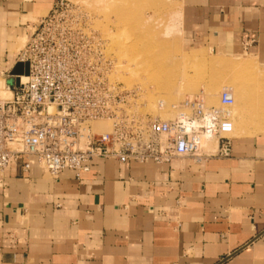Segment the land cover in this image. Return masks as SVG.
Wrapping results in <instances>:
<instances>
[{
    "label": "crops",
    "instance_id": "obj_1",
    "mask_svg": "<svg viewBox=\"0 0 264 264\" xmlns=\"http://www.w3.org/2000/svg\"><path fill=\"white\" fill-rule=\"evenodd\" d=\"M55 1L0 0V70L13 65L23 27ZM184 1L194 39L264 64V0ZM233 137L227 157L98 160L80 179L11 164L0 264H264V132Z\"/></svg>",
    "mask_w": 264,
    "mask_h": 264
},
{
    "label": "built area",
    "instance_id": "obj_2",
    "mask_svg": "<svg viewBox=\"0 0 264 264\" xmlns=\"http://www.w3.org/2000/svg\"><path fill=\"white\" fill-rule=\"evenodd\" d=\"M69 5L56 0L33 26L13 65L0 70V188L13 163L23 174L36 167L57 180L64 171L80 179L98 160L161 164L190 157L200 163L230 155L229 89L221 91L218 106L194 95L173 105L171 118L142 114L138 90L115 79L118 66L107 42L80 24ZM17 63L28 65L19 85L14 80L20 75H11ZM102 122L107 128L99 127ZM213 139L214 147L206 148L205 141Z\"/></svg>",
    "mask_w": 264,
    "mask_h": 264
},
{
    "label": "rangeland",
    "instance_id": "obj_3",
    "mask_svg": "<svg viewBox=\"0 0 264 264\" xmlns=\"http://www.w3.org/2000/svg\"><path fill=\"white\" fill-rule=\"evenodd\" d=\"M68 1V9L79 15L80 24L89 25L107 42L108 51L118 66L115 79L128 89L138 90L142 114L171 118L176 111L172 113L175 109L169 105L198 94L206 97L208 105L218 106L223 89L231 91L233 103L253 91L257 93L252 94L256 103L264 108V64L250 50L223 55L194 39L196 36L188 32V10L184 0L126 1L124 11L121 7L125 5L120 2ZM118 4L119 10H116ZM38 20L23 27L19 35H25L24 42ZM159 99L166 104L159 106ZM231 120L234 121L233 116ZM259 132L264 129L252 133L234 131L232 135ZM213 144L214 139L205 141L206 148L212 149Z\"/></svg>",
    "mask_w": 264,
    "mask_h": 264
},
{
    "label": "bare ground",
    "instance_id": "obj_4",
    "mask_svg": "<svg viewBox=\"0 0 264 264\" xmlns=\"http://www.w3.org/2000/svg\"><path fill=\"white\" fill-rule=\"evenodd\" d=\"M107 1L111 2V4H113V2L123 3L125 6L121 7V9L124 11L127 9V6H126L127 2L126 1L131 2V1H135V0H107ZM123 4H122V6H123ZM128 4H129V2H128ZM119 6H120V4H118V6L115 5V7H116L115 9L119 10L118 9ZM24 41H25V35L22 39L21 48H22L23 44L25 43ZM122 55H124V54H122ZM119 56L121 57V55H119ZM143 70L147 71L145 66L143 67ZM147 74H148V71H147ZM255 77H256V75H255ZM19 79H20L21 83H24L27 79V76L25 74H22L19 76ZM126 79L127 78H125V80ZM1 86H3L2 83H1ZM251 93L254 96H255V94H257L253 91H251ZM252 94L247 93L244 95L243 98L241 97V99H238L239 102L234 101V103H233L234 107H233V109L231 108V110H230V115L234 117V121L232 122L233 123V132L235 131V132H239V133H241V132L252 133L253 130L260 129V128L264 129V108L259 103H256L257 100L253 98ZM198 95H201L204 98L206 104H208L207 99L203 94H198ZM188 97H190V96H188ZM157 102H158V105L161 107L166 104V101L163 99H159ZM169 106L174 108L173 105L172 106L169 105ZM175 111L176 110H173L172 113ZM98 125H99V127H102V128H107V126H108L107 123H103V122L98 124Z\"/></svg>",
    "mask_w": 264,
    "mask_h": 264
},
{
    "label": "water",
    "instance_id": "obj_5",
    "mask_svg": "<svg viewBox=\"0 0 264 264\" xmlns=\"http://www.w3.org/2000/svg\"><path fill=\"white\" fill-rule=\"evenodd\" d=\"M22 74H25V75L28 74V65L22 64V63H17L11 71V75L19 76ZM14 83H15V85H19V78H15Z\"/></svg>",
    "mask_w": 264,
    "mask_h": 264
}]
</instances>
